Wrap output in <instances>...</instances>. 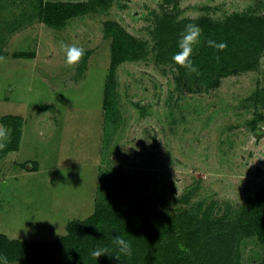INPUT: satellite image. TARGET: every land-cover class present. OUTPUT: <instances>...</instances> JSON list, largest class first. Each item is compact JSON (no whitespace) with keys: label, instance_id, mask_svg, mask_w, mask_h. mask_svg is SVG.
I'll list each match as a JSON object with an SVG mask.
<instances>
[{"label":"rangeland","instance_id":"rangeland-1","mask_svg":"<svg viewBox=\"0 0 264 264\" xmlns=\"http://www.w3.org/2000/svg\"><path fill=\"white\" fill-rule=\"evenodd\" d=\"M46 1L0 0V233L49 242L120 201L168 226L187 210L228 222L264 189V50L250 70L205 80L178 75L154 43L163 20L264 17V0H92L59 27L45 22ZM107 23L140 42L139 58L111 70ZM200 45L199 29L190 55ZM70 47L83 52L72 64ZM5 115L22 118L13 155L2 151ZM15 156L23 173L9 171ZM237 253L238 264H264L254 235Z\"/></svg>","mask_w":264,"mask_h":264},{"label":"trees","instance_id":"trees-1","mask_svg":"<svg viewBox=\"0 0 264 264\" xmlns=\"http://www.w3.org/2000/svg\"><path fill=\"white\" fill-rule=\"evenodd\" d=\"M91 5L92 0H47L42 14L47 24L59 27L87 12ZM167 21L156 28L155 50L158 57L174 62L181 76L187 68L173 57L182 52L181 41L190 25L200 29L201 45L188 59L205 80L250 70L264 50V17L233 14L223 21L205 16ZM104 36L111 39V70L120 59L141 55L140 42L115 23L105 25ZM220 43L226 46H215ZM111 89L108 81L106 102L111 101ZM2 123L12 130L2 151L15 150L22 118L5 115ZM253 130L260 134L256 127ZM117 235L131 243L130 255L120 253L113 244ZM253 235L264 244V189L246 196L228 222L198 218L187 210L168 226L160 224L159 216L143 215L140 204L134 209L121 201L97 204L90 216L69 222L66 234L49 242L10 240L0 233V257L6 258V263L21 264H238L239 242ZM97 247L106 248L107 253L94 257L92 251Z\"/></svg>","mask_w":264,"mask_h":264},{"label":"clouds","instance_id":"clouds-1","mask_svg":"<svg viewBox=\"0 0 264 264\" xmlns=\"http://www.w3.org/2000/svg\"><path fill=\"white\" fill-rule=\"evenodd\" d=\"M199 29L194 26L188 27V32L186 35L183 36L182 42L180 47L182 48V52L176 54L173 59L184 65L185 67L189 68L191 71H196V67L193 65L191 59H188L190 53L192 52V43L195 41L196 37L198 36ZM210 45H213V41L208 42ZM216 47L223 49L226 45L224 43H220L219 45H215ZM66 47V46H65ZM83 54L81 49L76 47L67 48V62L69 64L74 63L78 60V58ZM113 244L118 248V251L125 256L131 254V243L126 240L124 237L117 235L114 240ZM107 253L106 248L97 247L92 251V255L94 257H99L101 254ZM0 264H6V258L0 257Z\"/></svg>","mask_w":264,"mask_h":264},{"label":"crops","instance_id":"crops-1","mask_svg":"<svg viewBox=\"0 0 264 264\" xmlns=\"http://www.w3.org/2000/svg\"><path fill=\"white\" fill-rule=\"evenodd\" d=\"M18 152H19V151H18ZM18 152H15V153L17 154ZM7 154H11V155H13V154H14V151H13V150H12V151H9V153H7ZM12 159H19V160H17L16 162H15V161H11V163H10V167H9V171L12 172L14 169H16V170H15L16 172L19 171L20 173H23L24 171H23V169H22V164H23L24 162H22V160H24V158L21 157V156H15V158L12 157ZM13 162H15V163H13ZM27 163H28V162H27ZM27 163H26V165H27ZM26 165H25V166H26ZM27 166H28L27 169H28V170H31V168H32V163L29 164V165H27Z\"/></svg>","mask_w":264,"mask_h":264}]
</instances>
